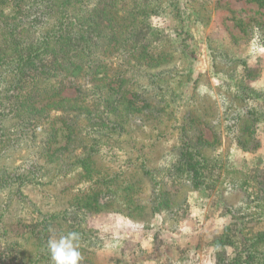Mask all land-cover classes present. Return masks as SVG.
Segmentation results:
<instances>
[{
    "label": "trees",
    "instance_id": "1",
    "mask_svg": "<svg viewBox=\"0 0 264 264\" xmlns=\"http://www.w3.org/2000/svg\"><path fill=\"white\" fill-rule=\"evenodd\" d=\"M109 2L91 9L90 0H0V264H53L47 242L68 232L79 236V264H96L88 216L115 210L148 221L163 211L179 222L183 205L167 209L169 194L177 195L172 186L204 191L215 183L199 143L201 115L182 109L193 120L177 127L173 164L158 166L154 160L164 156L158 151L151 158L140 153L135 132L146 122L154 130L157 115L177 98L169 84L175 65L158 51L162 31L146 19H111ZM68 88L73 94L63 95ZM20 147L26 154L16 166L10 154ZM260 188L263 206L264 182ZM258 211L247 221L264 222ZM245 227L241 236L234 233L236 257L221 263L217 253V264H264V230Z\"/></svg>",
    "mask_w": 264,
    "mask_h": 264
},
{
    "label": "rangeland",
    "instance_id": "2",
    "mask_svg": "<svg viewBox=\"0 0 264 264\" xmlns=\"http://www.w3.org/2000/svg\"><path fill=\"white\" fill-rule=\"evenodd\" d=\"M99 1L90 0L91 9H96L97 3L103 4ZM109 3L114 5L106 8L111 19H146L152 28L162 31L161 39L156 41L158 51L169 54V62L172 58L175 65L168 83L170 93L177 98L170 100L171 110L157 115L154 130H149L146 122L143 130L135 132L144 146L140 153L151 158L158 151L164 155L154 160L158 166L173 164L181 143L177 127L191 122L192 113L201 115L196 120L203 133L199 143L216 180L204 191H191L182 183L172 186L177 195L169 194L167 209L183 205L179 222L163 211L148 221L115 210L88 216L86 224L98 242L96 264H217V253L221 263L232 260L236 257V235H242L244 225L253 231L264 230V222H248L246 216L252 209L259 213L262 210L264 219V205H257L264 182V0ZM143 8L149 9L144 16ZM27 13L28 19L34 17L31 9ZM37 29L33 37L39 35L42 23ZM74 90L68 88L63 95H71ZM1 103L0 99V107ZM182 109L188 115L192 112V116L188 118ZM36 135L40 136L39 130ZM123 147L128 153L132 148L127 144ZM25 154L20 147L10 157L20 166ZM116 164L129 163L120 160ZM65 184L59 183V189ZM48 188L56 192L54 185ZM145 194L148 196L150 191ZM138 212L130 211L136 217ZM245 226L243 231L249 229Z\"/></svg>",
    "mask_w": 264,
    "mask_h": 264
},
{
    "label": "clouds",
    "instance_id": "3",
    "mask_svg": "<svg viewBox=\"0 0 264 264\" xmlns=\"http://www.w3.org/2000/svg\"><path fill=\"white\" fill-rule=\"evenodd\" d=\"M47 244L53 264H79L82 260L78 250L79 236L75 232H68L59 238L53 235Z\"/></svg>",
    "mask_w": 264,
    "mask_h": 264
}]
</instances>
